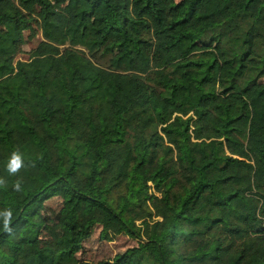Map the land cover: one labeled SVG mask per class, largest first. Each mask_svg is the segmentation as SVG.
<instances>
[{"label":"trees","instance_id":"1","mask_svg":"<svg viewBox=\"0 0 264 264\" xmlns=\"http://www.w3.org/2000/svg\"><path fill=\"white\" fill-rule=\"evenodd\" d=\"M35 23L0 58V264H264V0H0V50ZM95 225L137 243L83 260Z\"/></svg>","mask_w":264,"mask_h":264},{"label":"rangeland","instance_id":"2","mask_svg":"<svg viewBox=\"0 0 264 264\" xmlns=\"http://www.w3.org/2000/svg\"><path fill=\"white\" fill-rule=\"evenodd\" d=\"M9 28V24H2L0 32ZM42 39L41 30L38 23H35V31L23 30L20 35L12 39L2 38L3 44L0 50V58L11 64H16L18 60H28L32 57V50L35 49ZM264 85V79L262 80ZM62 198L55 196L45 203L44 216L46 226L42 234L43 239L53 242L59 234L58 217L61 208ZM106 228L95 225L92 228L91 237L85 241L79 257L88 261H99L113 258L118 252L123 251L128 246L135 245L137 241L128 235L121 234L114 240H105Z\"/></svg>","mask_w":264,"mask_h":264}]
</instances>
